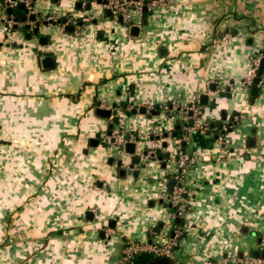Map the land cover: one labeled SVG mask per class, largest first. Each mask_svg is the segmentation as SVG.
<instances>
[{
    "label": "crops",
    "instance_id": "0c3cea01",
    "mask_svg": "<svg viewBox=\"0 0 264 264\" xmlns=\"http://www.w3.org/2000/svg\"><path fill=\"white\" fill-rule=\"evenodd\" d=\"M78 1L33 3L45 20L50 13L93 17L79 34L49 22L27 38L0 12V264H119L127 240L165 241L174 220L163 178L177 169L180 150L193 162L170 263L233 264L220 259L228 247L259 251L264 72L256 96L243 79L251 56L264 53V0H166L132 24L116 15L101 20L103 3L87 9L88 0ZM21 13L15 7L11 16ZM100 103L118 109L114 131L122 127L138 148L155 143L170 157L143 156L138 175L129 168L122 175L131 155L104 138L111 117L97 112ZM192 103L211 127L189 131L182 142L184 134L158 140L175 125L164 105ZM139 105L159 113H134ZM224 110L223 124L237 121L225 132ZM89 210L99 216L88 217ZM155 258L141 252L131 264Z\"/></svg>",
    "mask_w": 264,
    "mask_h": 264
},
{
    "label": "built area",
    "instance_id": "2783aa9c",
    "mask_svg": "<svg viewBox=\"0 0 264 264\" xmlns=\"http://www.w3.org/2000/svg\"><path fill=\"white\" fill-rule=\"evenodd\" d=\"M20 0H16L17 3ZM34 0H26V4L29 6L31 11H35V8H32V3ZM166 0H106V2H102L104 8H110L114 15L119 16L122 15L123 20L127 23L132 24L136 21V15L144 14V7H147L149 10L156 8L162 3H165ZM13 3V2H12ZM7 5H5L4 9L6 10ZM2 18L9 26V28L13 27L18 20L15 17L8 15L6 12L2 14ZM60 18V17H59ZM65 22H62V26H65L69 23L75 25L74 31L79 34L82 25L85 21H90L93 17H86L85 21L80 23L79 18L72 14L65 15ZM56 16L53 13L46 15V20L49 22H53L57 20ZM84 20V19H83ZM264 53L258 52L251 56L249 59V68L245 78L243 79V86L245 89H249L254 83L255 78L258 75L259 67L262 62V58ZM262 80V79H261ZM100 107L104 108H112V105H108L107 103H100ZM164 109L167 110L172 117L176 115V112L180 110L185 120L193 119V124L190 126H186V130L189 132L205 130L209 128L210 123L207 120H204L200 114V107L195 104H188L183 107L177 108L171 104H165ZM192 111V114L189 113ZM236 117L232 119L227 124H223L221 128L225 132L229 128L234 125V121ZM118 130L113 131V133H107L104 135V138L109 143H117L124 144L126 139L123 134L117 133ZM132 134V133H131ZM162 134L158 137V140H161ZM187 135H183L180 137V142H182ZM222 138V136H220ZM160 142V141H158ZM158 147L154 143L152 147H150L149 153L156 154ZM177 169L170 176H165L163 178V199L166 203L171 207V216L174 220V227L171 232L168 233L167 239L163 242H153V241H137V240H127L125 243V247L123 253L120 257L119 264H131L132 260L141 252H148L153 254L156 257L166 256L169 258L174 257V248L178 243V237L183 233V228L179 226L180 221L188 210V201H187V188L184 183L185 174L189 169V165L193 162V157H191L187 152L180 150L177 159ZM174 179L173 188L170 190L168 183L169 180ZM94 217H98V213L94 211ZM179 218V221L176 220ZM264 233L260 236L259 241V254L254 255L253 253L241 254L239 251L234 249L233 247H228L224 254L220 257L223 262L233 263V264H264ZM174 264H192L189 262H184L182 260L176 259ZM200 264H213V260L204 259Z\"/></svg>",
    "mask_w": 264,
    "mask_h": 264
},
{
    "label": "water",
    "instance_id": "95a60500",
    "mask_svg": "<svg viewBox=\"0 0 264 264\" xmlns=\"http://www.w3.org/2000/svg\"><path fill=\"white\" fill-rule=\"evenodd\" d=\"M15 1L16 0H0V12L4 9L5 5H7L5 11L8 15L11 16L13 14L14 8L15 7L19 8L22 11V13L19 16H15L16 20H18L19 22H17L14 25V27L22 26L23 27L22 29L27 31V34H26L27 38H31L33 36L40 35L41 34V31H40L41 25L43 23L47 24V23H49V21L45 20L41 16L40 11H31L29 6L26 4V0H20L17 3H15ZM93 1L94 0H88L85 7L87 9L91 8ZM95 1H97L99 3L106 2V0H95ZM78 6H80V7L83 6L82 0L78 1ZM32 8H35L34 3H32ZM105 10H106L105 16L101 20H105L106 17H112L114 15V13L112 12V10L110 8H105ZM147 10H148V8L144 7V11H147ZM118 18L120 20H123L122 15H119ZM94 20H97V18ZM62 22H65V18L60 17L57 20H54L52 23L57 24V23H62ZM79 22L82 23V22H84V20L79 19ZM87 22L89 23V21H87ZM65 29L74 30L75 25L69 23L65 26ZM132 30L134 33H136L139 30V26L138 25H132ZM39 38L42 39V38H45V36H40ZM50 58L51 57L48 56L45 60L50 59ZM263 72H264V56L262 58L261 65L259 67L258 75L255 78V83L252 85L251 90H250L252 96H256L259 94V91L261 89V84H262L261 79H262ZM210 87L212 90H216L217 84L212 83L210 85ZM223 92L224 91H220V94L223 95L224 94ZM201 99H202L203 104H207L208 100H209V95L203 93L201 95ZM158 108L159 107H156L155 109H148L147 105H139V106L133 108L132 111L134 113L139 112V113L145 114L147 112H151L153 114H158L159 113ZM97 112L102 116L111 117V122L109 124L108 133H110V134L113 133L114 126L121 123V115H120V113H118V109L117 108L99 107L97 109ZM189 113L192 114V111H189ZM174 119H175V125H174L173 129L164 131L162 133L163 137L167 138L170 136L175 137V136L182 135V134L185 135L188 133V131L186 130L185 127L193 124V119L185 120L183 115H182V112L178 113V115L176 114L174 116ZM226 119H227V111L224 110L223 115H222V122L220 124L221 126L223 125L224 120H226ZM232 119H234V117H232ZM236 122L237 121L235 120L234 123H236ZM117 133H119V134L122 133L124 138L126 139L124 144L119 145V148H121V149L124 148V151L127 154L131 155L130 162L129 163L126 162V164L120 168V173H122V175L126 172V170L128 168L131 170H134L133 171L134 175H138L140 172V168L134 169L135 168L134 166L135 165H142V166L147 165L146 161L141 160L143 156H146V158H148V159L149 158L155 159L157 157L159 159H163L164 156L168 158L171 155V151H166L165 153H161V152H159V148H158L156 154L149 153L150 147L146 146V147L138 148L137 140H130L131 134L129 132H124L122 127H120V129H118ZM158 137H160V135H158ZM166 144H167V142L164 143V145H166ZM124 162H125V158L121 157L118 160L117 164L119 166H122V164H124ZM164 163H165V161H164ZM174 182L175 181L173 178H171L169 180L168 186H169L170 190L173 188ZM87 216L88 217L90 216V218L93 217V212L91 210L87 211ZM177 221H179V218L177 219ZM100 235L101 236L105 235L104 229H102L100 231ZM253 253H254V255H258L259 251L255 250ZM262 254L264 255V252ZM150 264H171V263H170V259L168 257L161 256V257L153 259Z\"/></svg>",
    "mask_w": 264,
    "mask_h": 264
},
{
    "label": "rangeland",
    "instance_id": "374dc122",
    "mask_svg": "<svg viewBox=\"0 0 264 264\" xmlns=\"http://www.w3.org/2000/svg\"><path fill=\"white\" fill-rule=\"evenodd\" d=\"M82 19H85V18H82ZM256 242H257L256 240H255V241H253V246L256 244ZM257 244H258V243H257Z\"/></svg>",
    "mask_w": 264,
    "mask_h": 264
},
{
    "label": "trees",
    "instance_id": "16d2710c",
    "mask_svg": "<svg viewBox=\"0 0 264 264\" xmlns=\"http://www.w3.org/2000/svg\"><path fill=\"white\" fill-rule=\"evenodd\" d=\"M215 123V122H214ZM216 124V123H215ZM210 127H211V125H210ZM160 151V150H159Z\"/></svg>",
    "mask_w": 264,
    "mask_h": 264
}]
</instances>
